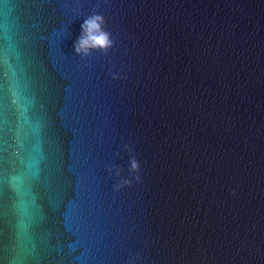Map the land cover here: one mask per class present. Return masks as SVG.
I'll return each instance as SVG.
<instances>
[{"label": "water", "instance_id": "1", "mask_svg": "<svg viewBox=\"0 0 264 264\" xmlns=\"http://www.w3.org/2000/svg\"><path fill=\"white\" fill-rule=\"evenodd\" d=\"M0 264H264V0H0Z\"/></svg>", "mask_w": 264, "mask_h": 264}, {"label": "clouds", "instance_id": "2", "mask_svg": "<svg viewBox=\"0 0 264 264\" xmlns=\"http://www.w3.org/2000/svg\"><path fill=\"white\" fill-rule=\"evenodd\" d=\"M104 17L100 14H92L83 20L80 25V35L73 43V52L81 58L88 57L93 51L107 53L108 49L113 46V41L110 39V33L104 30ZM113 76V79H117ZM138 169L137 162L133 159L130 161V172H135ZM110 172L111 168L108 169ZM115 175L119 176V171ZM137 180L139 178L137 177ZM130 184L129 180H123L114 187V191H119L122 187Z\"/></svg>", "mask_w": 264, "mask_h": 264}]
</instances>
